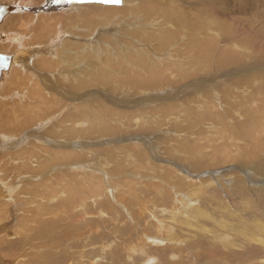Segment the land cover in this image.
I'll return each mask as SVG.
<instances>
[{
  "label": "rangeland",
  "instance_id": "374dc122",
  "mask_svg": "<svg viewBox=\"0 0 264 264\" xmlns=\"http://www.w3.org/2000/svg\"><path fill=\"white\" fill-rule=\"evenodd\" d=\"M94 2L116 8L105 9L108 18L98 6L90 14L78 9ZM67 5L52 38L29 44L47 52H7L23 66L28 61L26 73L61 102L37 116L25 86L6 93L8 106L28 108L30 119L21 126L0 114L12 134L0 142L1 172L15 202L5 214L16 235L4 238L33 234L29 257L37 264H148L144 253L127 250L141 240L156 253L152 264L178 263L172 253L181 248L187 264H264V246L255 242L264 234V170L257 168L264 162V97L254 95L264 89V0ZM198 37L209 39L213 62L194 72L187 58ZM229 46L240 60L225 66L220 58ZM37 54L52 55V65L42 67ZM154 76L160 84L140 85ZM83 120L85 128L75 126ZM74 163L100 176L95 189L78 188L82 171ZM83 197L88 203L77 205ZM188 197L194 212L182 201ZM55 209L64 213L55 216ZM198 210L200 220L190 216ZM23 228L30 229L19 237ZM219 233L232 235L230 249L216 243ZM29 245L17 249L18 261Z\"/></svg>",
  "mask_w": 264,
  "mask_h": 264
},
{
  "label": "bare ground",
  "instance_id": "6f19581e",
  "mask_svg": "<svg viewBox=\"0 0 264 264\" xmlns=\"http://www.w3.org/2000/svg\"><path fill=\"white\" fill-rule=\"evenodd\" d=\"M68 1H71V0H59V2H57V0H41V1L40 0H38V1L37 0H9V1L0 0V4H2L3 8H4V12L0 17V54L6 55L7 56L6 60L9 63L8 68L4 69L2 71L1 78H0V114L3 117L7 116L6 119H11V118L17 119L19 124H21V126H22V124L23 125L26 124V122L23 119H25V120L30 119V117H28V108L27 109H21V108H18L19 106L17 108H13L12 106H8L9 101H7L5 98L7 95L6 93L9 94L14 89H18V86H25V88L31 92L30 93L32 95L31 101L33 102L34 105H36L35 110H33L31 112H33V115H37V116H40L41 114H43L47 110L51 109L52 106L54 105V103L55 104L58 102L60 103L61 99H60V97H57L56 95L51 96V94H48V93L46 94V92L43 91V89L40 88V86H38V82H37L38 76L34 75V73H32V71H31V74H33V77L30 74L26 73V71L28 70V67H26L27 66L26 63L28 61L27 62L25 61L24 62L25 66H23L20 62L21 59L17 60V57H19V55L17 53H7V52H12V51L15 52L16 50H18V53H19V51L24 52L25 50H27L29 52V53H27V56L33 55L34 51L41 53V52H43L42 50H44L45 52H47L50 49L49 46H45V47L41 46L40 47L39 45L36 44L37 46H39L38 48H40L39 51H36V50H34L35 48L33 47V45H29V44H31V41L34 43L40 44L41 42H43V41L47 42L46 41L47 39L50 40L52 38V34H55V32L51 31L53 26H54L53 22L59 18L63 19V16H65V14L69 11L70 8L68 9V7H67ZM51 5H56L57 8H54V7L51 8ZM65 5H66V8H64ZM83 5H81L80 7L79 6H76V7H79L78 8L79 10H81L82 12H85L87 14H90L87 11V9H91L90 6H98V7L104 8L102 10L104 11L105 14H102L101 16H104L106 18H108V12L105 9L106 8H116L115 7L116 5H114V4H100L98 2H97V4L95 2L93 4L83 3ZM80 14H81V12H80ZM57 23H58V21H57ZM200 23H202V22L200 21ZM53 40H55V38ZM196 40L199 42V44L196 47V50H194L192 52L191 57L187 58V59L191 60L190 65H192V69H194V72L199 71V69H198L199 65H203L204 67H208L209 65H204V64H210L213 62L212 58L210 59L208 57L209 53H211V48H210L211 43H210L209 39L198 37ZM52 42H55V41H52ZM241 42L244 43L245 40L241 39ZM240 53L241 52L239 51V54ZM224 54L225 55L222 54L220 59H222V64L225 66L230 64V63H234V62L237 63V61L240 60V57L237 56L239 54L237 53V50L234 46H229L228 49H224ZM39 55H42V56H39ZM45 55L46 54H37L34 56L35 58L40 57V58H38V62H40L41 66L44 68H46L47 66L50 67V65H52V62L54 60L52 55L51 56H49V55L45 56ZM23 59L24 58H22V60ZM186 67H187V65H186ZM209 69H211V68L210 67L206 68V71H208ZM29 72H30V70H29ZM185 75H186V72L183 74H180L179 77L181 76L184 78ZM28 77H31V79L34 81L33 82L34 84L25 81V79H27ZM172 77H175V75L172 74ZM143 84H147L148 86L157 85V84H160V79L157 76L151 77V80L149 82L141 79L140 85L142 86ZM145 90H147V89H145ZM254 95L255 96L257 95L256 97L259 100L260 99L262 100L264 97V89L259 90V92H254ZM254 95H252V98H251L252 100H257V101L253 102L254 105L257 103L254 108L258 107L259 109H262V106L258 104V102H260V101H258V99ZM256 113H258V111ZM140 120H141V118L138 119L136 122H139ZM8 124H9V122L5 121V120L0 122V142L8 139V136L12 135V134L6 133V132H9L7 130ZM74 124L76 127H80V126L84 125V128L87 125L84 120L79 121V122H75ZM260 127L262 129V133H263L262 135H264V125L262 122H260ZM235 148H237V146H235ZM0 152H2V150H0ZM0 155H1V153H0ZM3 155H5V154H3ZM6 157L7 156H3V159ZM58 157H60V155H59V153H56V158H58ZM0 159H1V156H0ZM2 162H4V161L2 160ZM2 162H0V264H37L36 258L29 257L33 253L31 251V250H33L31 244H32V241L35 239V236L33 234L26 235V237L24 238L23 241L19 238L18 242H16L15 240H14L15 242L10 241L7 238H4L6 235H7V237H10L13 234H15V233H13L15 231H13L14 229L11 225V222L6 221V214H5L6 209L9 208V206L15 205V202L12 204V202L14 200L13 197L11 196L12 192L9 188H7L6 184H4V182H3V173L1 171L6 170V168L4 167V163H3V165H1ZM78 165L79 164L74 163L72 165V168H74V170L77 169L78 171H82L81 168H77ZM257 168L259 170H264V162L263 163L260 162L258 164ZM81 173L82 174H79V172H77V175H79L82 178L81 181H77L79 189H83V188L84 189H95L97 183L101 182L100 176L98 174L97 175L93 174V173L87 174L86 172H83V171ZM2 184H4V187H2ZM8 190H10V191H8ZM91 197L98 198L99 195H94ZM188 198L185 199L186 201L185 200H182V201L184 203L186 202L188 207H190L192 209V212H194L197 207H195L194 201L192 200V198L191 199L190 198L188 199ZM87 199H88L87 197L86 198L83 197L81 199L80 203H78L77 205L82 206V205L87 204L88 203ZM194 199L196 200V198H194ZM51 200H55V198L52 197ZM109 202L110 201H103V200L99 201V203L103 206H104V204L105 205L109 204ZM55 211H57V213H54L55 216H58V215L64 213L63 210L60 211L58 209H55ZM189 214L190 213L185 214V215H189ZM181 215H182V213H181ZM190 216L193 217L194 219L200 220L201 212L198 210L195 212V215L191 213ZM194 219H192V220L194 221ZM189 221H190V219H189ZM30 223L33 224V222H30ZM159 228L163 229V226H159ZM229 228L234 229L233 227H229ZM28 229H30V228H25V229L23 228L21 230V233L23 231H25V232L28 231ZM23 235L24 234L22 233L21 235H19V237L23 236ZM260 236H263V237H260L259 239L255 240V242L264 246V234H261ZM231 237H232V235L229 233L228 234L219 233L215 236V238H216L215 240L217 241L216 243L222 242L221 244L223 245V247L230 249V247L233 246V243H231V244L228 243ZM247 241H250L249 238L247 239ZM28 244H30L28 246L29 249H27V252H24L22 255V257L26 260L25 261H18L17 258H18V256H20V251H17V249L20 250L23 246H26ZM147 246H148V243H146L144 240H141L136 245H133V244L128 245L127 250L130 254L136 253L137 251L144 253L145 257L143 258V260L146 258L147 259L146 262L148 264H152L156 260L155 259L156 256H154L156 253L151 254L148 251H146ZM213 246H215V245H213ZM181 249H183V248H181ZM181 249L178 253L175 252V253H172V255L176 258H179L178 259L179 262L176 264H187L188 262H183V260L181 258V256H182ZM210 251H211V249H210ZM227 252H228L227 255H229L230 251H227ZM217 253H218V251H217ZM128 256L130 257V255H128ZM28 257H29V259H28ZM33 257H34V255H33ZM157 258L160 259L158 256H157ZM221 258L223 259L224 257H221ZM112 259H113V261H112L113 263L115 261L116 262L119 261L118 257H116V256H114ZM161 259H162V257H161ZM204 260H205V258H204ZM132 261H133V259H132ZM207 262H209V261H207ZM233 263L238 264L239 262L238 263H235V261L224 262V264H233ZM70 264H73V263L71 262ZM76 264H78V263H76ZM92 264H97V263L95 261H93ZM240 264H253V262L248 260V262L240 263Z\"/></svg>",
  "mask_w": 264,
  "mask_h": 264
},
{
  "label": "water",
  "instance_id": "95a60500",
  "mask_svg": "<svg viewBox=\"0 0 264 264\" xmlns=\"http://www.w3.org/2000/svg\"><path fill=\"white\" fill-rule=\"evenodd\" d=\"M4 12L3 5L0 4V17ZM6 55L0 54V78H1V73L4 69H7L9 66L8 61L6 60Z\"/></svg>",
  "mask_w": 264,
  "mask_h": 264
},
{
  "label": "snow or ice",
  "instance_id": "6c2138e0",
  "mask_svg": "<svg viewBox=\"0 0 264 264\" xmlns=\"http://www.w3.org/2000/svg\"><path fill=\"white\" fill-rule=\"evenodd\" d=\"M57 2H59V0H57ZM102 3H115V4H119L122 2V0H101Z\"/></svg>",
  "mask_w": 264,
  "mask_h": 264
}]
</instances>
